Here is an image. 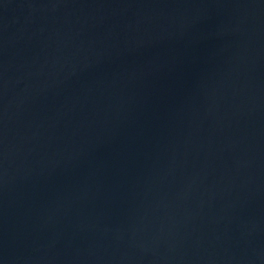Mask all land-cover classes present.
<instances>
[{
	"label": "water",
	"instance_id": "95a60500",
	"mask_svg": "<svg viewBox=\"0 0 264 264\" xmlns=\"http://www.w3.org/2000/svg\"><path fill=\"white\" fill-rule=\"evenodd\" d=\"M0 264H264V0H0Z\"/></svg>",
	"mask_w": 264,
	"mask_h": 264
}]
</instances>
